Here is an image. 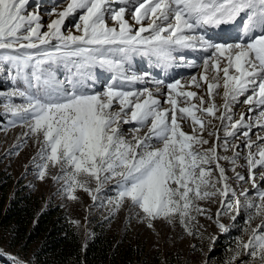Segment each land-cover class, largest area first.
<instances>
[{"label": "snow or ice", "instance_id": "6c2138e0", "mask_svg": "<svg viewBox=\"0 0 264 264\" xmlns=\"http://www.w3.org/2000/svg\"><path fill=\"white\" fill-rule=\"evenodd\" d=\"M30 2L0 0V71L13 83L0 98L9 124L27 127L24 136L37 145L38 179L58 169L50 178L69 199L83 190L112 214L128 204L149 227L163 219L190 236L202 235L197 215L225 233L230 225L221 217L232 212L234 223L244 212L248 239L237 240L230 264L242 254L248 264H264V189L256 183L264 135H250L264 130V0H58L48 9L55 18L46 31L39 5L29 11ZM137 57L146 70H134ZM181 67L200 71L182 83L172 74ZM241 96L254 118L242 113L233 120L232 105ZM130 124L126 134L123 126ZM240 137L232 147L247 150L251 197L248 189L237 196L221 164L228 161L236 171L240 151L226 156L219 149L227 151L230 138ZM235 178L245 181L239 173ZM110 183L115 195L99 199ZM216 197L220 208L209 215L199 202ZM209 239L214 244L217 237Z\"/></svg>", "mask_w": 264, "mask_h": 264}, {"label": "rangeland", "instance_id": "374dc122", "mask_svg": "<svg viewBox=\"0 0 264 264\" xmlns=\"http://www.w3.org/2000/svg\"><path fill=\"white\" fill-rule=\"evenodd\" d=\"M57 3L58 0H31L29 11H36L37 8L33 5H39V15L42 17L41 23L45 25L42 31H46V26L51 22V19L55 18L50 15L48 9L56 6ZM74 22H76V17H70L69 20L65 21V28H69L71 23ZM146 68L147 62L145 60L134 61V70L142 71L146 70ZM152 71L158 78L161 76L158 69H153ZM199 71L196 68L181 67L172 74L177 76L180 73L177 77L181 78L182 83H184L191 75ZM0 85V91L7 92L13 88L9 74L4 71H0ZM136 87L141 88L143 85L138 84ZM186 90L197 91L200 94L205 92L204 88L197 89L195 86H189ZM219 92L220 95L216 97L215 102L218 105H222L224 103L222 98L223 89L221 88ZM239 99V103L232 105L233 120L239 119L242 113L247 114L246 118L247 116L254 118L255 114L248 113V106L243 103L245 97L241 96ZM161 100L163 104L162 97ZM14 102L22 103L19 98ZM197 114L199 115V113ZM217 114L219 115V113ZM10 119L11 117L4 110L3 98H0V184H7L6 205L18 191V194L33 193L40 197L43 207L58 206L61 209L62 213L81 236L83 244L90 241L95 234H108L113 238L114 247L121 251H119V255L112 262L105 264H230L237 240L248 239L247 234L243 231L245 227L244 212H241V215L237 217L234 223L231 221V216L234 214L232 212L221 217L224 224L230 225V231L225 233L219 231L214 220L197 215L198 230L202 235L190 236L179 223L169 224L163 219L153 221V226L149 227L147 222H141V219L136 216V210L130 208L128 204H125L119 211L112 214L110 206L106 204L101 206L99 202L93 201L92 197L83 190L77 191L78 199H69L62 190V183H57L50 178L51 175L57 174L58 169L50 168L49 176L44 180L38 179L37 168L33 163V157L37 155V145L33 138L24 136V133L28 131L27 127L22 126L19 122L12 126L9 124ZM213 123L216 128H220L219 121L214 120ZM123 127L127 134L134 125H124ZM184 130L190 132L186 125ZM255 133L264 135V130L253 128L250 133L253 140H256ZM219 135L221 138L224 136L222 129ZM205 139H209L210 143L215 140L214 137L209 138L207 133H205ZM242 139V137L239 139L230 138L228 150L225 151L222 145L219 149L220 154L226 156H232L234 151H240L241 158L237 160L236 171H232L233 165L228 161L222 160L221 164L225 167L229 183L236 189L237 196L240 195L243 189H248L251 197L255 189L252 188V184L248 180L249 171L243 158L247 150L243 146L239 149L232 147V145L241 144ZM204 147L208 146L205 145ZM262 171L264 169L256 170V183L260 188L264 189V178H261ZM236 173L244 175L245 181L236 180ZM92 186H95L94 182ZM114 195V186L110 183L100 193L99 199L102 200ZM243 199L241 197V200ZM199 203L209 209V215H214L220 208L219 197L208 201H200ZM259 222L260 218L257 217L253 221V227ZM261 231H264V228ZM211 236L217 237L214 244L209 239ZM7 238V232L3 227L0 228V250L5 253L0 258L13 264V261L9 259V255H11L18 257L20 260L28 261L29 264H37L32 256L35 245L29 249L19 246L13 247L9 244ZM193 245L196 247L193 248ZM132 246L135 248L133 254L132 252L123 254ZM137 252H140L141 255L138 256ZM241 261L244 264H248L249 257L242 254L240 259L236 260L234 264H241ZM70 264L77 263L71 262Z\"/></svg>", "mask_w": 264, "mask_h": 264}, {"label": "trees", "instance_id": "16d2710c", "mask_svg": "<svg viewBox=\"0 0 264 264\" xmlns=\"http://www.w3.org/2000/svg\"><path fill=\"white\" fill-rule=\"evenodd\" d=\"M6 189L7 184H0V228L7 232L13 247L29 249L35 245L32 256L37 264H105L119 255L121 250L114 247L113 238L105 233L95 234L83 244L61 209L43 207L40 197L33 193L18 194V191L6 205ZM129 252L133 254L135 248L132 246L123 254ZM1 261L11 264L3 258L0 264Z\"/></svg>", "mask_w": 264, "mask_h": 264}, {"label": "bare ground", "instance_id": "6f19581e", "mask_svg": "<svg viewBox=\"0 0 264 264\" xmlns=\"http://www.w3.org/2000/svg\"><path fill=\"white\" fill-rule=\"evenodd\" d=\"M234 33H235V34H234ZM233 34H234V35H233ZM232 35H233V37H235V35H236V32H233V33H232Z\"/></svg>", "mask_w": 264, "mask_h": 264}]
</instances>
